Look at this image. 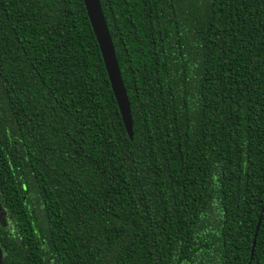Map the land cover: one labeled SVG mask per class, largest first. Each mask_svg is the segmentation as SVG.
I'll return each mask as SVG.
<instances>
[{
    "label": "trees",
    "instance_id": "1",
    "mask_svg": "<svg viewBox=\"0 0 264 264\" xmlns=\"http://www.w3.org/2000/svg\"><path fill=\"white\" fill-rule=\"evenodd\" d=\"M0 0L3 264H264V0Z\"/></svg>",
    "mask_w": 264,
    "mask_h": 264
},
{
    "label": "water",
    "instance_id": "2",
    "mask_svg": "<svg viewBox=\"0 0 264 264\" xmlns=\"http://www.w3.org/2000/svg\"><path fill=\"white\" fill-rule=\"evenodd\" d=\"M87 16L93 33L96 37L100 53L106 69L108 80L116 99L126 132L129 137H133L132 117L130 103L126 88L121 76V71L117 61L115 47L105 20L100 0H83ZM0 264L2 261V250L0 248Z\"/></svg>",
    "mask_w": 264,
    "mask_h": 264
}]
</instances>
